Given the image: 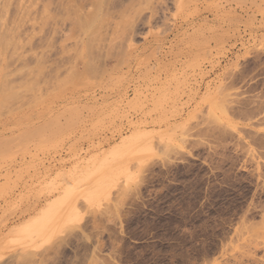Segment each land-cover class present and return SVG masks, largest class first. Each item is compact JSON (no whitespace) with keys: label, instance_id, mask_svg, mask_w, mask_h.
<instances>
[{"label":"rangeland","instance_id":"374dc122","mask_svg":"<svg viewBox=\"0 0 264 264\" xmlns=\"http://www.w3.org/2000/svg\"><path fill=\"white\" fill-rule=\"evenodd\" d=\"M66 1L0 0V264H264V0Z\"/></svg>","mask_w":264,"mask_h":264},{"label":"bare ground","instance_id":"6f19581e","mask_svg":"<svg viewBox=\"0 0 264 264\" xmlns=\"http://www.w3.org/2000/svg\"><path fill=\"white\" fill-rule=\"evenodd\" d=\"M45 0H43V2H44ZM108 1V3H106ZM9 2V1H8ZM32 2V1H31ZM34 2V1H33ZM37 2V1H36ZM36 2H35V4H36ZM42 2V1H41ZM113 2V0H67L66 1V3L64 4V8H66V10H68L69 11V15H68V17H64V18H60L58 21H54V20H52L53 19V17L55 16V15H53V17L52 16H50V18H52L51 20L53 21V22H55V26L53 25V34L54 35H57V33H58V26H59V23H60V25L63 27V26H65V25H67V29L70 31V32H73V31H75L74 33H73V35H72V37H73V39H74V41L76 42V44H78L82 39H81V37H83V35H84V31H85V29L86 28H84V27H86V26H82V25H85L84 23H82V19H83V21L85 22V19H87L88 18V16L87 15H89V11L88 12H86L87 11V8L89 7V6H91V7H101V6H103L105 3L106 4H109V3H112ZM8 4V3H7ZM38 4V3H37ZM42 4V3H41ZM22 6V5H21ZM21 6H20V8H21ZM48 4H47V2H45V4H43V8H42V5H41V10H42V13H40V14H42V22L43 23H45V24H47V21L49 20V9H48ZM71 7H73L74 9V12H72L70 9H67V8H71ZM29 8V7H28ZM27 8V9H28ZM23 9H24V7H23ZM22 9V10H23ZM27 9H26V11H27ZM22 10H20V13H21V11ZM25 10V9H24ZM26 11H22V13L24 14V15H22V20H24V17H25V13H26ZM84 12H86V14L87 15H84L83 13ZM74 13V17H72V14ZM40 16V15H39ZM39 18V17H38ZM55 18V17H54ZM35 20L37 19V18H34ZM58 19V18H57ZM56 19V20H57ZM14 20V19H13ZM22 20H19V21H17V22H20V21H22ZM86 21H88L89 22V20L87 19ZM0 22H2V19H1V21ZM15 22H16V19H15ZM36 22H38V21H36ZM88 22H87V24H88ZM5 22H3V24H4ZM14 22H12L11 21V24H13ZM21 23V22H20ZM39 23H40V21H39ZM3 24H1L0 25V27L2 26H4V27H6V28H8V29H10V28H12L13 29V31L10 29V32L12 31V32H14V30H15V27H16V25L17 24H15V26L13 25V27H10V26H12L10 23H7L6 22V24L5 25H7V26H5V25H3ZM35 24V23H34ZM18 25L19 26H21V24H19L18 23ZM36 25H39V24H36ZM18 26V27H19ZM1 27V28H2ZM1 28H0V30H1ZM20 28V27H19ZM64 28V27H63ZM7 29V30H8ZM3 30H5V29H3ZM20 30H22V29H20ZM19 30V31H20ZM84 30V31H83ZM17 30H15V32H16ZM18 31V32H19ZM42 31H44V27L42 28ZM14 32V33H15ZM1 34H0V59H1V61L3 60V63H1L0 62V90H3L5 87H6V81H7V79H6V76L5 75H3V73H4V71H6L7 69H8V65H6L5 64V60L7 59V54H9V49L11 48V47H13V51H12V53H10V54H12V56H13V53L16 51V54H18L19 55V53H17V50L20 48V46H21V44L23 43V42H21V41H19L20 43H18L16 40V42L17 43H14V40L12 41V36H11V34H10V36H7V35H3V33H4V31H2V32H0ZM7 34V33H6ZM12 35H14V34H12ZM38 35H39V33H38ZM17 36H18V33H17V35H15L14 37H16L15 39H17ZM72 37H69V38H72ZM52 41V40H51ZM54 42V41H53ZM20 46H19V45ZM55 44V43H54ZM54 44H51V45H54ZM22 45H24V43L22 44ZM16 46H18V48L16 47ZM37 47H38V49H40L41 47L40 46H36V49L33 47V49L36 51V52H39L40 54H38L37 53V55L36 56H39V62L38 63H36L37 65L39 64V66L37 67V70H36V72L37 73H40L41 74V79H42V77L44 78L43 80H45V78H48L49 77V70H47L48 69V63H49V59H52L53 61H56L57 59L55 58V56L57 55V52H56V50H55V47H53L54 49H50L49 51L50 52H48V50H46L44 47H43V49L42 50H40V51H38V49H37ZM40 47V48H39ZM22 49H24V51H25V47H21V50ZM23 51V50H22ZM35 51H33V52H35ZM78 51V50H77ZM77 51H76V54L74 55V56H70L69 58H68V60L69 61H71V60H73L74 61V63L76 64V66H81V65H83L84 64V58H83V53H81V51H80V54H77ZM18 52H19V50H18ZM35 52V53H36ZM21 53V52H20ZM25 54H27L26 52H24ZM23 53V55L22 56H25V54ZM34 53V54H35ZM63 54H65V50L63 51ZM20 55V56H21ZM36 58V57H35ZM36 60V59H35ZM38 60V59H37ZM68 60H65L64 59V56H60L59 58H58V61H59V63L58 64H64V62H66V61H68ZM36 62V61H35ZM6 65V66H5ZM36 66V65H35ZM46 81V80H45ZM43 83H44V81H43ZM44 84H46V83H44Z\"/></svg>","mask_w":264,"mask_h":264}]
</instances>
